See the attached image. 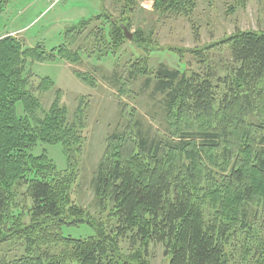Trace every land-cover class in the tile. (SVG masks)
Returning <instances> with one entry per match:
<instances>
[{"label": "trees", "instance_id": "1", "mask_svg": "<svg viewBox=\"0 0 264 264\" xmlns=\"http://www.w3.org/2000/svg\"><path fill=\"white\" fill-rule=\"evenodd\" d=\"M131 2L123 0L121 15ZM7 3L0 0V14ZM154 6L160 13L189 15L195 0H154ZM105 14L102 10L69 26L62 44L50 51L0 35V243L7 235L24 242L22 254L1 257L0 264H134L116 253V244L63 233L64 226L82 220L81 207L69 201L68 185L84 141L85 104L68 120L56 90L39 116L41 105L26 68L28 59L77 62L85 46L75 47V53L65 45L75 44L76 34L92 19L108 21L96 31L93 27L96 38L108 36L113 45L120 43L128 21L109 20ZM220 43L228 47L230 58L218 68L204 65L209 45L191 51L204 65L200 71L165 64L144 71L149 75L143 89L160 96L172 132L167 127L166 137H152L138 117L129 116L130 131H115L106 139L91 178L98 205L110 204L115 231L162 244L168 264H228L233 250L236 264H264V31L237 30ZM138 75L128 71L129 77ZM78 76L91 80L84 73ZM115 78L113 74L112 84L118 85ZM51 86L45 77L36 88ZM37 142L61 144L68 169L55 173L46 154H27ZM213 159L224 160L219 172L215 162L207 163ZM22 187L28 207L18 200Z\"/></svg>", "mask_w": 264, "mask_h": 264}, {"label": "rangeland", "instance_id": "2", "mask_svg": "<svg viewBox=\"0 0 264 264\" xmlns=\"http://www.w3.org/2000/svg\"><path fill=\"white\" fill-rule=\"evenodd\" d=\"M122 4L123 0L117 4L113 0H8L0 14V35H14L24 46L40 44L50 51L62 44L69 26L89 20L102 10L109 20L123 17L128 21L129 26L126 27L132 33L131 39L124 38L116 45L110 43L108 36L106 40H99L92 34V29L96 26V31L102 25L107 26L108 21L92 19L83 25L80 34H76L75 44L65 45L73 47L75 53L85 46L84 51L76 55L77 62L59 58L45 62L28 59L26 68L31 73L30 89L41 105L39 116L48 110L56 90H59L58 105L66 107L68 120L73 118L80 105L85 104L84 128L81 131L84 141L71 165L74 178L68 185L69 201L81 207L82 220L64 226L63 233L82 238L97 236L116 244V253L134 264H168V255L162 244L142 242L134 232L119 234L115 231L110 204L98 205L91 178L106 139L112 132L130 131L129 120L126 121L129 116L138 117L143 129L152 137H166L167 127L171 131L160 108V96L153 97L150 91L143 89L145 76L149 75L144 71L150 72L159 64L181 71H200L207 62L218 68L230 58L228 47L220 43L223 38L237 30L264 31V0H195V7L189 15L160 13L154 6V0H134L128 4L131 8L127 7L121 15ZM209 45L213 46L206 48ZM204 48L206 61L203 65L191 51ZM129 70L132 74L142 75L129 77ZM81 73L90 76L91 80L78 76ZM113 74L119 77L115 78L118 85L112 84ZM127 76L133 81H128ZM45 77L52 80V86L40 91L36 85ZM16 114H23L19 102ZM215 152L219 153L212 151ZM28 153L33 157L46 154L47 165L54 166L55 173L68 169L63 146L59 143L37 142ZM223 161L218 159L215 162L213 159L207 163L215 162L213 168L219 172ZM19 191L18 200L28 207L30 199L23 192L24 187ZM28 220L27 215L22 217V222L27 223ZM23 252L21 237L4 236L0 243V258L16 257ZM228 264H236V250L232 251Z\"/></svg>", "mask_w": 264, "mask_h": 264}, {"label": "water", "instance_id": "3", "mask_svg": "<svg viewBox=\"0 0 264 264\" xmlns=\"http://www.w3.org/2000/svg\"><path fill=\"white\" fill-rule=\"evenodd\" d=\"M122 29H123L125 38L131 39L132 38V33L130 31H128L127 27L122 26Z\"/></svg>", "mask_w": 264, "mask_h": 264}]
</instances>
